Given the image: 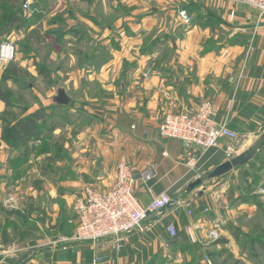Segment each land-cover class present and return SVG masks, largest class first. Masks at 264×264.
Wrapping results in <instances>:
<instances>
[{
  "label": "crops",
  "instance_id": "1",
  "mask_svg": "<svg viewBox=\"0 0 264 264\" xmlns=\"http://www.w3.org/2000/svg\"><path fill=\"white\" fill-rule=\"evenodd\" d=\"M120 1L130 7L142 3L143 9L122 16L121 21L125 20L127 26L122 33L127 34L123 35L118 49L110 46L113 34L104 39L110 43L106 48L109 47L113 58L107 65H101L105 70L103 73L108 70L114 75L122 70V76L126 78L122 80H127L126 84H121L123 91L119 96L112 98L115 107H106L107 112L101 116L112 138L103 140L97 136L98 128L88 131L90 134L80 142L82 146L73 178L70 172L64 174L70 177L64 178L62 185L66 191L63 190L60 196L70 202L71 198L84 196L90 185L100 191L109 189L115 183L118 165L126 162L136 165L139 170L149 166L155 168L152 181L136 186V195L144 207L163 193L169 194L175 202L190 206L169 208L160 216L151 215L146 225L153 226L152 229L126 236L120 251L114 249L112 241L95 245L70 242L72 244L42 251L36 249L40 247L39 242L34 244L32 240L25 245H14L7 238L13 237L11 231L8 230V235L4 230L6 218L15 216L23 220L22 215L26 213L16 207L17 202L8 204L9 199L15 197L4 193L7 185L13 183L15 169L10 166L12 158H8L7 164L0 159V173L8 175L0 180V264H94L98 257L103 258L100 264H154L158 255L170 257L176 245L189 238L186 232L189 226L196 228V244L205 247L203 239H211L208 227L217 226L208 216L220 210L217 195L220 191L215 190L214 181L207 189L208 194L193 200L190 186L230 160L225 153L228 141L223 142L222 149L190 151L182 142L160 136L164 116L182 109L196 110L205 101L214 103L219 110L218 121L227 120L232 130L249 138L239 145L235 156L245 152L253 138L258 139V135L264 134V17L258 10L222 0ZM178 2H181L178 10L184 8L195 18L193 12L202 10L205 23L185 26L177 20V13L153 12L159 7L167 8L169 4L175 9ZM42 3L43 0H35L29 10H25L22 3V10L32 11L39 19ZM203 42L207 43L206 48ZM248 46L252 47L249 49L252 52L249 54L248 51L250 57L246 59L243 56ZM236 77L239 78L237 84L232 81ZM116 79L111 78L112 81ZM110 84L112 89L113 83ZM93 137L95 140L91 141ZM252 161L224 176L223 203L230 205L226 206V218L231 217L229 210L234 203L242 211L254 212L255 206L241 201L246 196L239 194L241 174L250 170ZM194 164L196 166L192 167ZM31 222L35 227L39 226L35 220ZM69 223L77 224L73 207ZM171 224H175L179 232L177 239L168 232Z\"/></svg>",
  "mask_w": 264,
  "mask_h": 264
},
{
  "label": "rangeland",
  "instance_id": "2",
  "mask_svg": "<svg viewBox=\"0 0 264 264\" xmlns=\"http://www.w3.org/2000/svg\"><path fill=\"white\" fill-rule=\"evenodd\" d=\"M22 1L12 4L0 0V30L12 16L19 21L0 39V43L9 41L17 48L15 60L0 71V159L7 164L8 158H12L10 166L15 169L14 184L10 182L4 194H12L19 205L16 207L26 213L20 221L15 216L7 217L4 230L7 234L11 231L13 237L8 234L7 238L14 245H25L32 240L34 244L39 242L40 247L36 245V249L42 251L72 244L70 238L77 229V224L69 223L75 202L72 203L83 196L71 198L70 202L64 200L60 196L66 191L62 183L66 176L73 178L80 142L90 134L88 131L98 128L97 136L111 140L101 116L107 108L115 107L112 98L119 96L123 91L121 84L127 81L122 70L114 75L108 70L103 73L101 65L110 63L113 58L109 47L106 48L110 43L104 39L113 34L110 46L118 49L123 35L127 34L122 33L127 27L125 20L121 21L122 16L142 11L143 4L130 7L120 0H43L37 19L32 11L22 10ZM180 4L178 2L175 9L169 4L167 8L151 11L177 13V20L185 26L205 23L202 10L193 12L195 18L184 8L178 10ZM181 10L190 16L189 23L179 16ZM203 45L206 48L207 43ZM249 49L252 47L248 46L243 56L246 59L252 52ZM112 77L117 79L112 81ZM110 83H113L112 89ZM61 89L71 98L68 106L54 101ZM34 113L41 118V137L39 141H28L20 122ZM258 136L247 149L257 159L254 157L250 170L241 174L239 180L242 181L239 194L246 196L241 201L255 206L254 212L242 211L234 203L229 210L231 217L226 218V206H230L223 203L222 184L226 183V177L210 180L211 173L202 176L203 183L193 189L192 199L208 194V187L216 181L220 210L208 216L217 226L208 227L207 232L214 238L211 230H217L220 238L203 239L205 247L187 238L176 245L170 257L158 255L154 264H209L208 261L211 264H264V134ZM248 139L241 135L237 144L242 145ZM66 172H70V176L64 175ZM7 176L0 173V180ZM32 220L39 226L35 227ZM23 221L27 222L22 224ZM192 229L195 233L196 228ZM46 242L50 244L44 245Z\"/></svg>",
  "mask_w": 264,
  "mask_h": 264
},
{
  "label": "built area",
  "instance_id": "3",
  "mask_svg": "<svg viewBox=\"0 0 264 264\" xmlns=\"http://www.w3.org/2000/svg\"><path fill=\"white\" fill-rule=\"evenodd\" d=\"M35 0H25L23 8L29 10ZM234 5H245L256 9L264 17V0H225ZM181 19L190 22V16L185 10L179 12ZM17 48L9 41L0 44V71L16 58ZM239 78H233L237 84ZM218 108L209 101L203 102L196 110L182 109L178 112H169L164 116L160 125V136L163 139H174L182 142L190 150L208 152L212 149H222L223 142L228 141L225 153L232 159L238 153V140L240 135L229 127V122L218 121ZM134 129V127H133ZM196 163L197 159L194 158ZM196 164H194L195 167ZM155 168L147 167L139 170L131 163H120L117 179L109 190L100 191L95 188H86L84 196L77 200L73 206L76 217L77 229L71 242L91 243L112 241L114 249L123 248L124 238L134 232L150 231L153 226L146 225L151 215H162L169 208L189 207L185 202H175L172 197L163 193L153 198L148 207H144L136 195L138 183L148 184L155 178ZM15 202L10 198L8 204ZM185 203V204H183ZM192 226L186 230L192 243H197ZM172 238L178 236L175 224L168 227ZM213 231L214 238H220ZM103 258L98 257L94 264H100ZM205 260V259H204ZM211 264L210 261H208Z\"/></svg>",
  "mask_w": 264,
  "mask_h": 264
},
{
  "label": "water",
  "instance_id": "4",
  "mask_svg": "<svg viewBox=\"0 0 264 264\" xmlns=\"http://www.w3.org/2000/svg\"><path fill=\"white\" fill-rule=\"evenodd\" d=\"M56 104L60 106H68L71 103V98L67 95V92L64 89H61L58 92V95L54 98ZM254 155L250 154L247 150L234 158L226 161L225 163L216 167L213 172L209 175L210 180H215L226 176L227 174L231 173L236 168L242 167L250 163L254 159ZM203 181L200 179L193 183L190 186V189H195L197 186L202 185Z\"/></svg>",
  "mask_w": 264,
  "mask_h": 264
},
{
  "label": "trees",
  "instance_id": "5",
  "mask_svg": "<svg viewBox=\"0 0 264 264\" xmlns=\"http://www.w3.org/2000/svg\"><path fill=\"white\" fill-rule=\"evenodd\" d=\"M4 3H12V4H18L21 2V0H2ZM19 21L16 19L15 16H12L10 21L7 25H4L3 28L0 30V37L6 36L9 34V31L17 26ZM41 118L38 113H34L29 115L28 117L24 118L20 125L23 129V136H25V139L28 141H39L41 134H40V122ZM179 233V232H178ZM187 236V235H186ZM179 236L173 239H177ZM188 237V236H187ZM189 239V238H188Z\"/></svg>",
  "mask_w": 264,
  "mask_h": 264
}]
</instances>
